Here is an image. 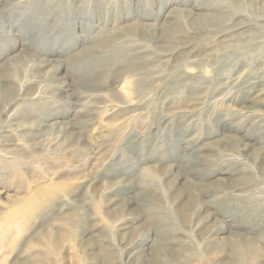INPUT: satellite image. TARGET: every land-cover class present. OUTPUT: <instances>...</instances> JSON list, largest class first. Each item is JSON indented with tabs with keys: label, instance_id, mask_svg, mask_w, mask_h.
Instances as JSON below:
<instances>
[{
	"label": "rangeland",
	"instance_id": "1",
	"mask_svg": "<svg viewBox=\"0 0 264 264\" xmlns=\"http://www.w3.org/2000/svg\"><path fill=\"white\" fill-rule=\"evenodd\" d=\"M58 2L72 9L69 15L0 14V264H126L121 243L136 233L151 248L149 254L134 253L137 264H145L160 248L162 264H230L234 242L251 243L258 251L255 260L245 254V264H264V203L226 194L235 184H244L240 197L251 192L248 184L264 187V144L243 149L240 143L249 142L245 131L234 137L222 129L237 121L239 107L250 106L241 95L210 101L236 72L240 78L245 71L264 72V0L52 3ZM214 12L223 23L216 27L215 21L207 25L202 20ZM239 25L248 31L242 37L217 35ZM102 29L129 30L127 45L114 61L110 51L104 52L107 61L82 76L83 70L69 64ZM137 45L141 53L130 49ZM21 50L32 51L33 61L62 62L67 68L62 73L72 84L68 90L80 95L78 104L56 103L67 92L50 78L48 67L37 68L30 59L15 64ZM135 54L142 55L138 59ZM32 78L43 96L18 119L29 122L32 132L38 122L44 125L54 117L79 126L89 119L78 141L63 146L53 130L38 141L25 137L29 131H8L10 113L20 103L9 108L2 91L16 90ZM81 111L91 115L81 117ZM187 111L190 121L178 118V112ZM191 151L200 156L195 175L185 174L195 170ZM222 153L241 162V174L207 172L216 170L209 162ZM176 171L181 176L173 180ZM125 196L132 201L126 206L120 203ZM145 196L157 201L151 215L144 211ZM123 215L133 220L120 230L116 223ZM165 221L172 223L184 250L165 243ZM206 232L211 237L205 239ZM181 252L188 259L176 263Z\"/></svg>",
	"mask_w": 264,
	"mask_h": 264
},
{
	"label": "bare ground",
	"instance_id": "2",
	"mask_svg": "<svg viewBox=\"0 0 264 264\" xmlns=\"http://www.w3.org/2000/svg\"><path fill=\"white\" fill-rule=\"evenodd\" d=\"M261 1L263 2V0ZM52 2L53 0L52 1H47V0H0V14L3 12H9L12 10H23V11L26 10L27 14H34V15L44 14L45 16L51 14L53 11H56L57 15L63 16L65 14L69 15L70 12L72 11L71 8L62 7V5H60L59 2L56 4H53ZM202 16H205L202 20L205 19L206 20L205 24L207 23V25L210 23V21L212 22L215 21L213 24L214 27L223 24V23H220L221 16H218L215 12L211 15H202ZM97 24L100 25L102 23L97 21ZM236 28L242 29L244 28V26H241V25L230 26L226 30L223 29L221 31H218L217 35H219V38H225V37L233 38L237 36L242 37L246 32H248L243 29H242L243 31L238 32V29ZM102 30L104 32H102L100 35H96V32L94 33V36L88 40V44L85 50L80 51L78 53L79 57H77V59L74 60V62L69 64L70 68H73L75 70L76 69L83 70L84 74H82V76L89 74L91 72L93 73L94 68H99V66L96 65L97 62L100 64L102 61L104 62L107 61L104 52L110 51L109 59L110 61L112 60L114 61V59L117 56L116 55L117 52H119L121 49L124 48L122 46L127 45L126 43L128 42L129 39L126 37H128V34H130L129 30H125L123 33L122 32L116 33V31H107L105 29H102ZM87 31H89V29H87ZM167 31H168V28L166 27L163 31V35L166 34ZM24 36H22V38L25 41L26 40L25 38L27 37L26 36L24 37ZM22 44H25V43H22ZM137 46L138 48H136V50H133V48H130V49L133 52L135 51L140 52V50L143 48L140 47L139 45ZM33 51L35 52L34 49ZM22 52L24 53V55H22ZM169 52H170V49H169ZM160 54L164 56V58H167V56L169 55V54L166 55V53L163 51L160 52ZM18 55L20 56L16 58L15 64L20 63L22 61H27L30 59L29 62L35 63L34 66L37 68L42 69V68L48 67V74L50 78L56 79L58 81L59 89L67 92L64 96H57L56 97L57 100H54L56 103H60V105H67V106H70V105L74 106L78 104L80 95L77 91L68 90L72 86V84L66 80V78L64 77V74L62 73L63 70L67 69L62 62L52 61L49 59H40V58H37L35 61H33L32 58L34 55H32V51L30 53V52L21 50L19 51ZM141 55H137V58L139 59ZM238 73L239 72H236L232 77H230L227 83L223 87L220 88V91L219 92L217 91L218 92L217 94L212 96L213 93H210L209 96H212L210 97L211 103H219V102L223 103V102H228L230 100H234L239 95H241V98H244L246 103H248L251 106V107L243 106L244 108L239 107L234 112L235 116L237 117V121H235V123L230 122V124L227 127H225V125L222 126V129L226 130L227 132L235 133L234 137L236 136L237 133H240L241 131H245L243 137L247 139L249 142L242 141L240 145L243 149L248 150L250 147L254 145L260 146L261 144H264V110L262 109L264 108V72H260L258 70L253 71V72L245 71L243 78L236 76ZM78 77H81V75ZM32 87H34V89ZM38 89L39 87H38L37 78H32L31 80L22 81L18 89L16 90H14L12 87H7L2 91L4 97L7 98L6 104L9 108H13L18 103H20V106L15 107L10 113L9 117L11 118V121L13 123H11L8 131L12 133H23L24 131H29L30 134L26 135L25 137L31 141H38L39 138H42L43 136L48 135L53 130V132H55L56 134L55 139L57 140L59 138L63 146H67L69 145V143L74 142L75 140L78 141L80 138L79 135H80L81 129L89 123V119L86 120L84 123L80 124L81 126H79L78 124H71L69 122H63V119L59 121L57 117H54V118H51L53 122L48 120L45 122L46 124L44 125L41 124V122H38V124L34 126L36 132H32V130L34 129H33V126L29 122L18 119L19 115L23 113L26 109L34 108V105L37 102L41 101L39 100V98H41L43 95H41ZM190 112L191 111H187L183 113L178 112L177 116L178 118H182V119L186 118L188 121H190L193 117ZM79 114L81 115V117H86V118L91 115V113H87L86 111H81ZM228 115H231V113H229ZM51 123H55L54 125L56 124L58 125H56V128L53 129L50 126ZM223 137H226V136H223ZM225 139L230 140V138H225ZM191 152H192L191 155L194 157L193 168L195 170L192 169L191 173L189 172L190 170H187V172H185V174L187 173V175L197 174V172L199 171L198 168L200 167L199 154L195 151H191ZM217 160L219 161V162L216 161L218 163H216L215 161L209 162L210 165H214L215 167H217L215 168L216 170L214 171H207L210 173L211 176L215 174L216 172L221 173L220 175L228 174L230 177H235L239 173L241 174V170L239 169L241 162H239L234 156L227 154V153H222L221 156L219 155V158H217ZM151 175L152 174H149V176ZM180 176H181L180 171H176L172 174L173 180L178 179ZM243 186L244 184H235L231 186V188L226 192V194L230 196V198L232 197L238 198V200H241L246 203L248 202L251 203L252 202L251 200L254 198H259L260 203H264V187L262 188L263 185L257 188V187H251L248 184V186L250 187L248 191H251L248 193L250 196L246 194L240 197L238 196V194L240 193V190L242 189ZM191 188H194V185H191ZM255 192L258 193V197L254 195ZM145 198L147 199L144 201L146 202V205L144 204L146 206L144 207V211H146L148 214L151 215V213H154L153 210L157 209L158 207L156 205L157 201L155 199L153 201L152 198H149V196L148 197L145 196ZM109 201L112 202V199L110 198ZM120 203L122 205H125L126 203L128 204L132 203V201L130 197L125 196L120 199ZM152 208H155V209H152ZM261 209H262L261 218L264 219V205L263 207H261ZM131 220L133 219H131L129 215H123L119 217L116 225L119 227L120 230L128 229L129 228L128 226ZM201 226H203V224ZM165 228H166V231H168L165 234L166 235L165 243L169 242V244L171 245V248H178L179 251L184 250L186 247L185 248L181 247L182 245L179 244V243H183V241H181V239H179L180 237L176 235V231H174L173 225L170 221H167V222L165 221ZM209 237H211V233L206 232L204 235V238L207 239ZM139 239L140 238L137 236V233H136L132 235L127 241L121 243L122 245L121 251L122 253L124 252L123 259L125 260L126 264H137L135 263V260H133V257L135 259V254L137 252L138 253L141 252L142 255H144L145 253L149 254V251L151 249L150 246L146 245V242L144 244H142V242L140 243ZM177 244L179 245L177 246ZM143 245H146L144 246V248L147 251L145 249H140V248H143L142 247ZM233 246L235 249V256H234V262L230 264H245V261L243 260L245 257V254H248L249 258L253 260H255L258 257V251L255 250V248L252 246L251 243L234 242ZM218 248H222V246L220 245ZM163 251L164 250L160 248L158 253L155 256H153L152 259L147 258L146 262L144 263L145 264H162L161 258H163L164 256ZM137 256L140 257V255H137ZM187 259L188 257L186 256V254L181 252V253H178V255L176 256L174 260L176 263H183Z\"/></svg>",
	"mask_w": 264,
	"mask_h": 264
}]
</instances>
